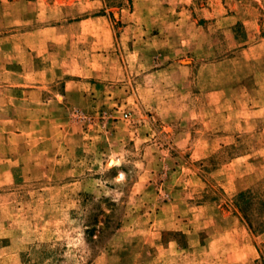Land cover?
I'll return each mask as SVG.
<instances>
[{
	"label": "rangeland",
	"instance_id": "obj_1",
	"mask_svg": "<svg viewBox=\"0 0 264 264\" xmlns=\"http://www.w3.org/2000/svg\"><path fill=\"white\" fill-rule=\"evenodd\" d=\"M248 190L264 0H0V264H264Z\"/></svg>",
	"mask_w": 264,
	"mask_h": 264
},
{
	"label": "trees",
	"instance_id": "obj_2",
	"mask_svg": "<svg viewBox=\"0 0 264 264\" xmlns=\"http://www.w3.org/2000/svg\"><path fill=\"white\" fill-rule=\"evenodd\" d=\"M240 197H244V193L240 194ZM259 218L253 217L255 212ZM256 220V225L253 221ZM248 228L254 229L257 232L264 231V198L256 199L251 191L248 190Z\"/></svg>",
	"mask_w": 264,
	"mask_h": 264
},
{
	"label": "crops",
	"instance_id": "obj_3",
	"mask_svg": "<svg viewBox=\"0 0 264 264\" xmlns=\"http://www.w3.org/2000/svg\"><path fill=\"white\" fill-rule=\"evenodd\" d=\"M37 90H34L32 92H36ZM65 103L75 106L78 104H82L84 101L81 99L83 97L82 93V87L79 85V82H76L74 80H68L66 81L65 87H64V95ZM86 98L84 97V100ZM53 102H57L56 100H53Z\"/></svg>",
	"mask_w": 264,
	"mask_h": 264
}]
</instances>
